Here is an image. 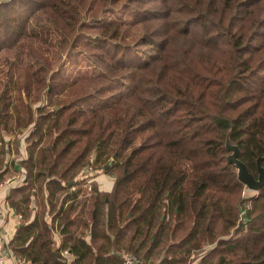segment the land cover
Returning <instances> with one entry per match:
<instances>
[{
	"label": "trees",
	"instance_id": "16d2710c",
	"mask_svg": "<svg viewBox=\"0 0 264 264\" xmlns=\"http://www.w3.org/2000/svg\"><path fill=\"white\" fill-rule=\"evenodd\" d=\"M72 2H0V53L14 55L0 131L28 130L24 185L7 201L26 215L46 191L63 237L52 249V226L35 218L18 227L13 254L31 264H67L61 251L68 264H124V253L144 264H264V186L245 205L225 148L238 147L255 178L258 158L264 168V0ZM111 10L120 22H102ZM35 30L72 63L82 54L89 73L54 69L26 44ZM90 164L114 181L109 193L92 185L88 222L77 178ZM203 246L212 248L191 257Z\"/></svg>",
	"mask_w": 264,
	"mask_h": 264
},
{
	"label": "crops",
	"instance_id": "0c3cea01",
	"mask_svg": "<svg viewBox=\"0 0 264 264\" xmlns=\"http://www.w3.org/2000/svg\"><path fill=\"white\" fill-rule=\"evenodd\" d=\"M22 137V136H21ZM20 136H16V139L12 135H5L2 137V140L5 142V156L1 163L0 169V235L4 237L6 241V251L7 258L6 264H13L16 260H23L30 263V261L23 258H18V255H14L11 249L9 248V243L15 237L18 227L22 225H28L35 218L42 219L48 226H52V218L54 212L49 211V206L46 199V191H43L41 194H35L31 197L28 207V213L24 215L23 212H16L12 207L9 206L7 197L11 189H15L24 185V170L21 167V162L26 158V144L21 139ZM2 147L0 142V148ZM5 171V172H4ZM3 175H2V174ZM93 185L96 186L98 192L109 193L113 187V180L105 174H96L93 178ZM61 198L58 200V205L61 202ZM79 199H85L86 204L83 209V212L80 216H83L84 219H87L89 222V211L91 204L89 197L83 198L81 195ZM43 201V203H42ZM66 206V205H65ZM25 210V206L22 207ZM26 211V210H25ZM18 215L21 216V219H18ZM51 230L52 236V249H58L61 246L62 235L60 234V229L57 226V223H54ZM90 230L86 229L84 231V239L87 243L90 241ZM77 235H80V231L76 232ZM29 244V241L24 245L25 247ZM61 257H69L70 261L72 255L67 251L60 252ZM31 264V263H30ZM196 264V262H194Z\"/></svg>",
	"mask_w": 264,
	"mask_h": 264
},
{
	"label": "rangeland",
	"instance_id": "374dc122",
	"mask_svg": "<svg viewBox=\"0 0 264 264\" xmlns=\"http://www.w3.org/2000/svg\"><path fill=\"white\" fill-rule=\"evenodd\" d=\"M2 1H8V0H0V2ZM66 1L73 3L72 0H66ZM120 18L121 15L119 10H111L104 13L101 19L102 22L109 23L114 20L115 22L116 21L120 22L119 21ZM39 19L45 21L44 17L42 16H39ZM37 31L38 30H35V33H33L34 37H30L26 41V44L27 46L36 50L38 53H41L42 55L47 57L54 69H60L63 75L73 78H80L89 73L90 68L82 54H78L76 61L72 63L70 60L66 58L65 55L61 54L59 50L55 47L52 35L40 34ZM13 56H14L13 53H10L9 51L6 50L0 53V85H2L5 82L6 80L5 75L8 70V66L5 64L4 59H8V58L10 59L13 58ZM21 61L26 67L32 70H35L37 68L36 63L34 62V60L31 59V57L27 54L25 50L21 52ZM27 133H28L27 129H24L21 134H17V135L7 134L5 131H0V142L2 140V137L5 135L8 136L12 135V137H14L15 139L16 136H20V137L22 136L24 139V137L27 136ZM25 144L27 146V143ZM96 174H105V173H103V171L100 169L97 171ZM107 176L114 181L112 177H110L109 175ZM77 181L80 182V184L82 185V182L78 180V178ZM72 184L73 183H71V185ZM257 193L258 192L249 191L243 186V189L240 194V199L246 200L247 203L245 202V205H247L249 204L248 200L255 197ZM211 248L212 246H203L200 251H198L197 253H193L191 257H201V255L207 253ZM63 259L66 260L67 264L71 261V260L68 261L69 257H65V258L63 257Z\"/></svg>",
	"mask_w": 264,
	"mask_h": 264
},
{
	"label": "water",
	"instance_id": "95a60500",
	"mask_svg": "<svg viewBox=\"0 0 264 264\" xmlns=\"http://www.w3.org/2000/svg\"><path fill=\"white\" fill-rule=\"evenodd\" d=\"M225 148L230 152L227 157L229 164L233 165L236 171L237 180L241 183L247 190L258 192L264 186V168L261 166V158L256 161L257 166V177L255 178L250 174L246 166L238 159L239 149L238 147L230 144L229 139L226 140ZM114 156L112 157V160ZM111 162H109V165ZM71 186V183L69 184Z\"/></svg>",
	"mask_w": 264,
	"mask_h": 264
},
{
	"label": "built area",
	"instance_id": "2783aa9c",
	"mask_svg": "<svg viewBox=\"0 0 264 264\" xmlns=\"http://www.w3.org/2000/svg\"><path fill=\"white\" fill-rule=\"evenodd\" d=\"M96 173L97 170L94 169V166L92 164H90L79 175L78 180L82 182L81 187L83 188V191L81 192V196L83 198L91 196L93 178L95 177ZM76 188L77 186H72L71 190L75 191ZM18 219L19 220L21 219L20 215H18ZM6 258H7L6 241L4 240V237L0 235V264H6L5 263ZM122 258L124 260V264H144L143 260H140L137 257H134L128 253L123 254ZM13 264H30V263L23 260H16Z\"/></svg>",
	"mask_w": 264,
	"mask_h": 264
}]
</instances>
